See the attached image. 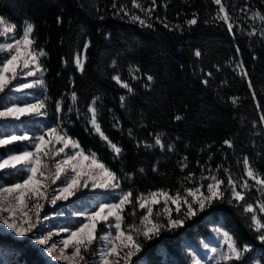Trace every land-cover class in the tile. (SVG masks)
Listing matches in <instances>:
<instances>
[{"label": "snow or ice", "instance_id": "snow-or-ice-1", "mask_svg": "<svg viewBox=\"0 0 264 264\" xmlns=\"http://www.w3.org/2000/svg\"><path fill=\"white\" fill-rule=\"evenodd\" d=\"M131 3L133 7L129 9L126 4L118 7V0H113L111 7L115 11L112 14L148 28L159 21L170 30H184L182 25H170L166 16L162 19L154 15L157 0H150L147 6L138 0H131ZM213 3L216 5L215 15L205 23L221 22L233 37L239 34L264 40V12L245 4L238 10L241 15L234 17L226 0H213ZM164 7L167 8L166 3ZM58 22L62 23V18L58 17ZM197 22L198 14L195 13L186 21L188 26ZM0 38H3L0 42V121H20L23 124L25 120L22 118H33L32 122L38 126L31 135L27 129L22 134L16 131L0 133V149L3 150L0 152V170H14L18 174L15 179H10L0 172V224L11 230L10 233L0 230V264H13L6 259L13 249L24 247L27 252L29 246L38 256L35 264H49L45 257L64 264H145L139 254L146 241H152L162 233H175L180 237L181 229L190 234L192 226L187 229L184 226L194 217H199L198 223L204 225L205 231L202 238L198 234L194 241H185L184 248L191 264H264V173L248 156L242 161L236 160V164L243 168V175H239L233 172L231 163L213 167L214 154L211 152L207 161L202 163L198 159L196 167L192 168L185 153L177 160L183 175L174 191L167 187L147 192L135 189V170L126 172L123 168L111 166L110 162L122 158L124 148L102 127V98L93 96L82 110L74 88L75 81H72V90L56 99L49 95L45 63L48 52L38 44L33 23L25 21L17 32V25L0 15ZM90 44L91 40H88L82 51L78 49L74 53V63L81 73L85 71ZM194 56L201 57V51L196 49ZM111 68V79L125 90L119 97L121 107L135 94L133 82L143 78L146 81L143 86L150 88L155 81V77L142 72L139 65L129 66L128 78H124L118 59L111 61ZM216 68L218 71L219 66ZM236 68L240 69L241 75H247L242 61L236 63ZM212 76V71H208L202 83L208 85V78ZM248 84L252 88L251 80ZM24 90H30L29 99H10L12 93ZM231 100L235 104L238 97H231ZM72 115L77 121L83 120L85 130L90 129L99 137L109 151L108 156L82 145L67 126L74 123ZM36 117L45 119L35 120ZM175 119L182 117L177 115ZM260 121H264V113L260 114ZM112 127L124 131L118 119H114ZM127 133L135 140L137 148L143 146L145 149L175 152V144L166 143L164 133H150L151 142L137 139L132 129ZM223 144L233 147L231 139H225ZM207 148L210 149L211 145ZM204 150L200 149L201 152ZM224 160L227 162V155ZM158 165L157 161L153 172L159 170ZM139 173L144 174L145 169L141 167ZM85 189L108 191L88 193ZM253 189L259 193L256 198L250 195ZM77 193L80 195L76 201H70L72 211L67 222L49 227L45 205L55 206L58 201H69ZM90 195L93 200L88 199ZM223 203L231 205L242 215L253 239L243 240L236 235L237 229L230 227L223 210L214 207ZM57 216H65V212L60 210ZM72 217L80 219L73 220ZM209 226L210 232L206 230ZM12 234L27 237V244L9 239ZM151 264L160 262L154 260Z\"/></svg>", "mask_w": 264, "mask_h": 264}, {"label": "trees", "instance_id": "trees-1", "mask_svg": "<svg viewBox=\"0 0 264 264\" xmlns=\"http://www.w3.org/2000/svg\"><path fill=\"white\" fill-rule=\"evenodd\" d=\"M138 2L147 6L150 0ZM226 2L234 17L241 15L238 10L245 4L264 12V0ZM112 3L113 0H0V15L15 23L18 31L25 21L35 25L38 44L48 52L47 85L53 99L72 90V81H75L82 110L93 96L102 98V127L124 148L122 158L110 162L111 166L126 172L135 170V189L147 192L167 187L174 191L183 175L177 160L185 153L192 168L196 167L198 159L202 163L207 161L211 152L213 167L231 163L233 172L243 175L242 165L238 166L236 160L242 161L248 156L264 173V121H260V114L264 113V40L239 34L233 37L223 23H205L215 15L213 0H157L154 15L162 19L166 16L170 25H182L183 31L165 28L159 21L148 28L114 16ZM120 4H126L129 9L133 7L131 0H118L117 6ZM194 13L198 14V22L188 26L186 21ZM58 17L62 18V23L58 22ZM88 40L91 44L86 52L85 71L81 73L74 63V53L78 49L82 51ZM196 49L201 51V57L194 56ZM113 59H118L124 78H128L129 66L133 65H139L142 72L155 77L150 88L143 86L146 82L143 78L133 82L135 94L124 107L119 97L125 90L111 79ZM240 61L246 76L236 68ZM216 66H219L218 71ZM208 71H212L213 76L208 78L209 84L204 85L202 80ZM249 80L252 88H249ZM231 97H238V102L233 104ZM49 111L51 114V104ZM177 115L182 119L176 120ZM114 119L123 125V132L112 127ZM72 120L74 123L67 126L83 146L103 156L109 155L99 137L90 129L85 130L83 120L77 121L75 115ZM128 129L133 130L137 139L150 142V133H164L166 143L175 144V152L137 148L135 140L128 136ZM225 139L233 141L232 148L223 144ZM201 148L205 150L201 152ZM157 161L159 170L153 172ZM141 167L145 169L144 174L139 173ZM5 176L11 178V175ZM250 195L256 198L259 193L253 189ZM214 207L223 210L230 227L237 229L236 235L243 240L254 238L242 215L231 205L223 203ZM198 220L199 217H194L186 222L185 229L192 226L190 234L181 229L180 237L175 233H162L146 241L139 255L146 264L154 260L160 264H191L184 244L198 234L203 237L205 228ZM206 230L210 232V226ZM15 240L27 244V240ZM13 252L17 258L14 264H35L38 259L31 246L27 252L24 247H16Z\"/></svg>", "mask_w": 264, "mask_h": 264}, {"label": "rangeland", "instance_id": "rangeland-1", "mask_svg": "<svg viewBox=\"0 0 264 264\" xmlns=\"http://www.w3.org/2000/svg\"><path fill=\"white\" fill-rule=\"evenodd\" d=\"M256 26L260 27V22L257 20L256 21ZM17 32H19L17 30ZM3 42V41H2ZM29 91L30 90H24L23 92H14L11 94L10 99H19V100H25V99H29ZM2 95V94H0ZM35 120H40L43 121L45 118L44 117H36L34 118ZM22 120H25V123H21L20 121H10V122H5V121H0V133H4V132H11V131H16L17 134H22L26 129L29 130V135L32 134V131H35L37 129V124L32 122L33 118H22ZM19 143V142H17ZM3 150L0 149V152H2ZM0 172H3L4 175H11L10 179H15L16 176L18 175L17 173H15L14 170H0ZM251 183V182H250ZM85 192L88 193H96V192H105L108 190L105 189H85ZM80 193H77L76 196L70 197L69 201H58L57 205L52 206V205H45V210L48 211V216H49V222L48 226L51 227L52 225H57V224H63L66 223L68 220V217L72 211V205L70 203V201H76L77 196H79ZM89 200H93L94 197L92 195H90L88 197ZM91 206V205H89ZM158 207V206H157ZM55 208L56 211H49L50 209ZM63 210L65 212V216H57V212ZM73 220H79L80 217H72ZM0 230H6V226L0 224ZM99 231V228H98ZM7 233H10L11 230H6ZM63 235V234H62ZM11 236H13L15 239H20V240H27V237H15V234H12ZM195 239H193L192 241H194ZM189 242H192L191 240H187ZM34 244V241H33ZM6 259H9L13 262L17 260V258L15 257L14 252L12 251V254L9 257H6ZM45 259H47L49 261V264H64V262H57V261H51L50 258L45 257ZM134 260L136 259L135 257L133 258ZM145 262V260H144ZM146 264V262H145Z\"/></svg>", "mask_w": 264, "mask_h": 264}]
</instances>
